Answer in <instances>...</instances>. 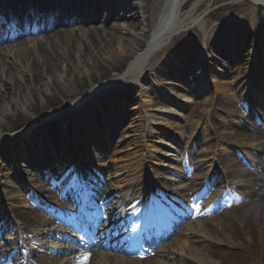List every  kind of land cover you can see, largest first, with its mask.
Segmentation results:
<instances>
[{"label": "rangeland", "instance_id": "1", "mask_svg": "<svg viewBox=\"0 0 264 264\" xmlns=\"http://www.w3.org/2000/svg\"><path fill=\"white\" fill-rule=\"evenodd\" d=\"M145 1L154 24L160 20L162 14H169L174 9L171 6V0ZM234 1L235 3H232ZM238 1L240 0H177L174 4H178L177 6L180 7L178 14H180L181 20H185L189 12L196 5H199V9L195 12L196 17L202 15L203 19L207 16L206 23L216 25L212 28L213 30L211 29L208 46L214 55L213 59L217 60L220 57L223 60H219L222 61L219 63L211 58L208 61V66H212L210 70L213 72L216 70V66L222 69V64L230 67L231 74L226 73L225 80L223 78L224 81L221 82L226 84L236 82L242 86L248 80V69L251 67L249 61H251L254 50L261 54L260 60L262 64L264 63V41L260 47L258 46L261 38H264V7L254 5L249 1ZM130 5H137L139 13L144 2L136 0L130 2ZM177 17L179 18L178 15ZM177 17L175 15L174 19L178 20ZM130 23L134 25L137 22L135 20L127 21L119 15L109 18L106 22L100 21L93 23V25L91 23L90 30L96 29V26L104 29V33L115 42L116 55L121 57L130 47L129 39L145 40L143 30H147V27L150 26L144 22L145 25L140 30H131ZM73 27L75 26H70L67 29L70 30ZM50 35L52 33L48 34V36ZM72 36L75 37L74 34ZM169 44L158 49L145 63L140 72L141 78L139 80L133 79V76L131 79H126L128 83H125V87L132 84L135 88L129 89L133 91V99L128 101L126 108H122L113 100L124 93L123 90H126L124 86L122 87L123 90L119 88L122 80H118L120 74L118 73L112 80L108 79L104 85H98L96 89L91 90V95L95 91L98 93L95 95H101L104 91L108 92L106 108L96 106L93 103L87 105L84 102L81 103V99L86 96L81 95V98L72 102L71 107L75 105L73 106L75 111L63 110L58 113L51 121L48 129L41 123H37L31 130L32 133H27L26 139L19 141L14 146L21 147L20 149L12 150L14 147L9 146L8 138H0V174L3 175L0 177V219L3 222L9 216L13 220V225H17L14 216L17 213L29 215L34 222L19 236L22 239L21 245L33 253V261L29 264H59L60 259L52 257L48 251L50 247L47 244V239L44 235L43 237L39 235L44 227V221L47 220L45 214L40 208L35 209L31 206L25 192L19 190L12 181L13 176L11 175L15 169L7 168L8 164L12 163V157L9 155L17 156L16 152L22 150L34 152L43 146L53 147V150L56 151L54 154L63 147L69 148L68 150L76 148L73 139L78 137L76 135L78 129H82L85 135L81 136L80 139L85 143L81 149L82 156L86 157L82 160L83 163L88 160L90 164L88 152L98 153L97 150L93 151L94 148L90 141L86 140L89 137L87 136L89 132L99 130L113 138L109 153H104V149L99 148L103 152L99 155L103 158L102 160L106 159V161L97 162L95 165L99 168L97 170L101 172L105 170L109 182L107 187L110 192L114 190L116 193L115 197H106V202L112 199L111 205L121 207L119 200H124L128 197L127 195H132L135 198L141 192L145 195L147 190L154 185L158 187L157 196L168 201V206L162 202L160 204L166 207L167 214L165 216L175 225L174 235L168 241L161 243L158 250L153 254L152 264L159 262L165 264H205L201 259L202 256L208 260V264H211L210 261L213 264H264V148L262 145H250L246 149H241L238 146L231 147L223 143L222 138L234 126L233 119H236L235 117L243 112L235 100L227 96L226 93L214 94L212 88L206 86L197 95L198 97H191L192 103L181 102L186 115L179 122L170 120L173 126L172 129L168 130L171 140L168 139L167 143H173L175 146H170L171 149H165L168 154H171L166 166L175 169L180 165L184 166L183 169L180 168L184 175L179 178L178 183L172 181L175 177L170 170L157 167L159 165L158 153H149L147 147L151 143V138L142 137L143 134L145 135L142 129L144 120L139 116L140 111L133 109L135 108L133 106L141 99L146 104L145 100L148 99V95L153 94L156 90V82L154 81L156 70L164 66L171 70L175 67L177 59L184 58L187 61L196 60L198 62V65H194L192 69V74L194 72L196 74L205 71L204 64L207 58H210L203 54L205 50L198 43L195 29L182 33ZM39 45L40 42L35 41L30 43L28 48L36 50ZM9 51L11 52V49L7 50V52ZM13 59L15 60V58ZM169 69L165 70L168 74L170 73ZM262 70L264 71L261 69L262 73H259V76L264 77ZM168 74L165 79L171 76ZM194 78L197 81L201 79L200 77ZM170 79L175 83V77ZM212 84L211 86L214 87ZM226 86L231 87V85ZM155 99L156 97L153 96V101ZM143 111L145 113V109ZM90 113H94V115L88 116ZM162 118L164 117L160 116L155 120L158 122L155 125H150L149 122L145 123L151 128L159 129V136L155 139L157 143H160V139L164 138L162 134L166 127L163 123L168 121H163ZM149 120L151 121L150 118ZM177 122L184 128L181 135L174 134V131L179 127ZM37 126H42L44 129L35 132ZM67 137L70 141H67ZM64 141L68 143L66 146H64ZM96 145L99 146L100 144ZM212 147L217 148L215 154L214 151H211ZM224 150L227 153V157H225L227 159L223 158L224 163H222L220 159L222 160L225 154ZM251 158L255 159L252 160ZM100 163L102 165H98ZM117 163L123 168L115 177L114 167ZM146 165L152 168L147 170ZM18 168L21 171L25 170L23 165L18 166ZM185 168L196 170L195 172L187 171ZM185 172H188L187 179H184ZM5 173H8V176H5ZM60 175L64 176L65 174L57 172L56 181L60 180ZM96 176L98 177V175ZM206 186L208 190L203 201L197 202L198 196ZM47 196H53V194L50 193ZM114 198H119V200ZM2 204L9 208L10 212L7 216H5V210L1 208L3 207ZM107 217L105 215V218ZM5 232L7 233L8 230L6 229ZM181 244L188 247L187 251L182 252L181 248L175 249L177 245L180 246ZM3 246L4 240L0 237V250ZM167 255L170 259L167 258Z\"/></svg>", "mask_w": 264, "mask_h": 264}, {"label": "bare ground", "instance_id": "2", "mask_svg": "<svg viewBox=\"0 0 264 264\" xmlns=\"http://www.w3.org/2000/svg\"><path fill=\"white\" fill-rule=\"evenodd\" d=\"M6 1L7 0H4L3 2ZM36 1H40V3L38 4L37 2H32L31 6L33 7L34 4H37L39 8L34 11L38 13H45L46 7H48L50 11H53L55 9H60V12L71 10L69 14H73L75 11L74 15L76 17L78 16L81 21L85 22H95L93 21L94 18H97L98 20L109 19L121 15V17L125 18L127 21L135 20L137 22L134 25H132L131 23L129 24L131 30H140L141 27L145 25L144 22L146 23V25L150 26L147 27V30H143V36L145 40L129 39L128 43L130 44V47L126 52L124 51L125 54H123L124 56L121 57H118L116 55L114 46L115 42L113 41V39L109 38L107 34L104 33V29H101L99 26H96V29L92 30H90V26L82 27L81 25H77L70 30H65L62 27H57L50 36L42 34H40L38 37L28 36L27 38L22 39V41L20 40V42H15L11 45L0 43V138H8L7 141L10 144L9 146L14 147L19 141H24L27 136L26 134L31 132V130L37 123H41L45 128L48 129L51 121L58 113L62 112L63 110L67 112H74L75 108L73 106L75 105L71 107L72 102H74L78 98H81V95H86L84 99H81V103L84 102L86 105L93 103L96 106L106 108L107 106L105 105H107L108 103L106 102L108 92L104 91L101 95H95V93H97V91H95L93 95L90 94L94 89L97 88L98 85H104L108 79L112 80L113 77H116L118 73H120L118 75V80L122 81L120 82L119 88L123 90L122 87H125V83H128L126 79H131L132 76L133 79L136 80H139L141 78L140 72L144 68L145 63L148 62L149 59H151L153 54L156 53L158 49L170 45L169 43H171L176 37L191 29H195V33L198 37V43L204 47L205 51H203V54H205L207 57H210L207 58L204 64L206 67L205 71L196 74L194 72V74H192V69L194 65H198V62L196 60H194L193 62L187 61L184 58L177 59L175 67H173L171 70L166 66L159 67L156 70L154 76L155 78L151 74H149L152 78H154V81L156 82L155 87L157 91L154 90L153 94L148 95V99L145 100V102H147V106L143 101H141L142 99L140 100V102L136 103L135 106H133L135 107L133 109H137L140 111H138L140 114L139 116L144 120L142 129L145 135L143 134L142 137L148 136L149 138H151L150 145H147L149 153H161L163 157L162 162L166 163L168 161V159L171 157V154H168V152L166 151L165 153L162 150L159 152L158 148H167L169 146L167 143V137H169L170 139L171 135L169 134L168 130L172 129L173 126V123L170 120L178 122L183 120L186 114L183 108H181L180 106L181 102L192 103L191 97H198L197 95L200 94V90L205 89L206 86L211 87V83H213L212 85L214 86L211 87L214 94L226 93L227 96L235 100L237 106L242 107L247 105L248 103V105L250 106V110L255 109L257 102H259V96L262 97L261 91L264 87V77L259 76V73H262L261 69H264V63L262 64V61L260 60L261 54H259L256 50H254L255 52H253L252 54L251 61H249L251 67L248 69V80L246 84L242 86H239L238 84H236V82H232L230 84L221 82L225 80L226 73H229L228 75L231 74V70H229L230 67L222 64V69L214 66L216 70L214 72L210 70L212 69V66H208V61L211 58L213 59L214 55L209 50L208 38L212 32L211 29L213 27H216V25H208L206 23L207 16L203 19L201 17L202 15L196 17L195 12L199 9V5H196L194 9L189 12L185 20H181L180 14H178L180 7L177 6L178 4H174L177 2V0H171V6L174 9H172L169 14H162L160 20L158 21L159 23L156 22L154 24L152 23V17L150 14L151 12L146 6L145 0H141L144 2V5L140 8L139 13L137 5H130V2L136 0H124L125 3L122 0ZM241 1H249L254 5L264 7V0H240L238 2ZM232 3H235V1ZM22 5L23 7L27 8L30 4L27 3ZM175 15L176 17L177 15L179 16V18L177 17L178 20L174 19ZM63 18L71 19L72 15L66 16L65 14H63L62 18L60 19ZM37 29L38 27H34L32 30L36 31ZM23 31L25 32L28 30L24 29ZM73 34L75 35V37L72 36ZM35 41L40 42L38 48L36 50L29 49V44ZM263 41L264 38H261L258 43L259 47L261 46V43ZM10 49L11 52H7V50ZM260 51L262 50L260 49ZM12 56L13 58H15V60L12 58ZM213 60L222 63V61L219 60L223 59L218 57L217 60ZM166 68L169 69V74L167 71H165L167 70ZM167 74L171 76H169L168 79H165ZM171 77L176 78L175 83L172 82V79H170ZM194 77L201 78L199 79V83H197V79ZM177 82L180 84H178ZM225 84L231 85V87L226 86ZM257 84H259V87H257ZM132 87V84L128 85V87L124 88L126 89L123 90L125 91L124 93L118 95V98L113 99L122 108H126L128 101L133 99V91L129 90L135 89L134 87ZM252 87L257 88V91L254 92V90L251 89ZM119 88L117 87V89ZM250 92L251 95H249ZM153 96L156 97L154 101ZM166 96L172 99V102L171 100H167ZM178 101H180V104L178 103ZM205 101L207 100L205 99ZM80 104H78V106H80ZM143 109H145V113ZM107 113H109L108 110ZM91 114L92 116L94 115V113H90L88 116H91ZM249 115H247V113L244 116L241 115V119H248V117H250ZM160 116L164 117L162 118L163 121H168L166 123H163L164 127H166L165 130L162 129V135H164V138L160 139V143H157L155 142V139H157V136H159L160 131L155 127L151 128L150 125L157 124L158 122H156L155 120H157ZM149 118L151 119V121L149 120ZM153 119L154 121H152ZM260 121L264 122V119ZM146 122H149L150 125H146ZM178 122L177 124L179 127L176 131H174V134L181 135L184 128ZM248 125V127L252 126V129H249V131H252L254 135L248 133L249 131H247V124L240 125L239 123L235 130H232V132L228 133L226 136H224V138H222L223 143L231 147L235 145L240 147L241 149H246L247 146L250 145H262V147L264 148V133L262 132L263 129L260 130L259 128H256L254 122L253 124ZM44 127L39 126L34 131H41L44 129ZM76 135H78L79 138L81 136H85L82 132V129H78V132L76 131ZM108 135L109 134L105 135L104 133H101L99 131H96L95 133L93 132L91 133L90 144L93 145L100 141V144H102V146L104 145V150L108 152L109 145L113 140L111 135ZM78 137H75V140L73 139L74 143L76 144L75 151L78 153V156L75 154V151L72 150L69 151V153L64 154L63 156H60L57 152L56 154L59 155V160H57L58 164H55V162L52 161L48 162V158L53 157L54 152H56L53 150V147H49L48 149L39 148L34 152L31 151L28 158L21 155H18L17 157L14 155H9V157H12L13 159H11L12 163L8 164L7 168L12 169L16 168L17 166L21 167V164L19 162L24 160L25 162H23V166H26V164L40 165L41 162L45 160V163L47 162V166H49L48 171L53 176V173H55V169H60V173H63V170H65L70 163L66 158H71V164L75 165H78V161H81V156L83 154H80V151H82L81 149H83L82 147L85 145V143L80 141ZM68 140L70 141L69 137H67V141ZM67 144L68 143L64 141V146H66ZM20 148H18L17 146L12 148V150ZM64 148L67 150L69 149L67 147ZM62 150L63 148L59 149V153ZM216 150L217 148L215 147L211 148V151H214V154L216 153ZM23 151L24 150L20 152L22 153V155H25L27 152ZM67 154L69 155L67 156ZM225 157H227L226 152L223 155L222 160L220 159V162L224 163L223 158L227 159ZM46 158L48 160H46ZM251 159L253 160L255 158ZM163 165L165 166L164 163ZM115 167V176H118L120 172L119 170L123 167L118 163L117 165L115 164ZM148 168H150V166H148ZM7 174L8 173H5L4 175L8 176ZM17 174L18 173H14V175ZM2 176L3 175L0 174V177ZM30 178L31 179L29 181V184L32 187V190L38 192L46 191V188L44 187L41 180H39L37 177H34L33 175ZM73 186L75 187L76 183H74ZM78 186L79 184L77 183L76 189L78 188ZM135 202L136 200L133 199L130 204H135ZM53 203L59 210L65 209L63 203H59L55 200L53 201ZM153 204L158 205L154 201L152 202V204H150V208L153 207ZM50 212L52 213V210H50ZM152 215L153 213L151 214V216ZM15 218L18 222L16 227H10L12 222L9 219L4 224L5 229L11 228L12 233H18L19 228L26 230L25 227L34 224L29 215L18 214L17 216H15ZM165 226L166 224H164V220L160 219L155 228V233H157L158 235L164 233ZM59 229L61 228H56L55 230ZM9 236L10 235H8V237ZM176 248H181V251L184 252L187 251L188 247L185 246V244H181L180 246L177 245L175 249ZM11 252V250L7 249L4 252H1L0 255L2 254V256L7 260L10 257ZM21 252L18 251V254L16 252L12 256V260L15 262L14 264H23L22 262L24 259L19 258L21 256ZM24 254L25 257H27L25 258V260H28L33 255L32 252L29 251H24ZM167 258L170 259L168 255ZM138 259L139 261H141V263L144 261V258ZM201 259L205 264H208V260L205 257L202 256ZM104 260L108 263V259ZM111 261L113 263L118 262L117 259H111ZM138 263V260H132L128 262H120L118 264ZM143 263L149 264V262L147 263V261ZM210 263L213 264V262L211 261ZM156 264L165 263L159 262Z\"/></svg>", "mask_w": 264, "mask_h": 264}, {"label": "snow or ice", "instance_id": "3", "mask_svg": "<svg viewBox=\"0 0 264 264\" xmlns=\"http://www.w3.org/2000/svg\"><path fill=\"white\" fill-rule=\"evenodd\" d=\"M85 259H87V257Z\"/></svg>", "mask_w": 264, "mask_h": 264}]
</instances>
